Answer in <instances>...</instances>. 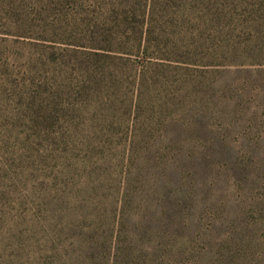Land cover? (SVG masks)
<instances>
[{"label": "rangeland", "instance_id": "rangeland-1", "mask_svg": "<svg viewBox=\"0 0 264 264\" xmlns=\"http://www.w3.org/2000/svg\"><path fill=\"white\" fill-rule=\"evenodd\" d=\"M134 1L0 0V264H165L152 257L160 240L182 248L168 264H180L184 255L182 264H264L259 210L241 232L214 221L200 234L182 236L120 230V207L96 223L106 198L123 190L131 134L127 123L114 133L109 125L119 104L103 103L96 85L123 80L128 104L134 79L152 67L144 66L139 43L153 61L160 56L195 68L167 80L149 76L151 104L159 102L162 82L167 98L187 104L193 97L181 90L184 80L226 85L229 94L219 92L230 99L235 90L246 94L236 123L246 127L255 111L264 139V0H137L135 11ZM172 45L178 49L168 50ZM101 76L107 81H97ZM209 118L203 122L217 128L226 115L214 124ZM227 122H234L232 115ZM117 246L142 257L116 263Z\"/></svg>", "mask_w": 264, "mask_h": 264}, {"label": "trees", "instance_id": "trees-1", "mask_svg": "<svg viewBox=\"0 0 264 264\" xmlns=\"http://www.w3.org/2000/svg\"><path fill=\"white\" fill-rule=\"evenodd\" d=\"M136 6L137 0L130 9L135 11ZM148 48L140 43L137 46L139 54L145 57L144 66L152 67L134 79L128 104L123 80L114 79L112 87L106 83L96 85L102 87L99 93L104 95L106 101L103 103L119 104L109 125L114 126V133L122 131L126 123L131 133L122 157L119 182L123 190L116 188L106 198L101 205L104 213L96 214V223H101L100 214L120 207V230L134 226L160 237L182 236L186 232L200 234L205 230V222L214 221L228 223L231 232H241L242 222H247L257 210L264 217V139L257 127V113L252 111L253 116L246 127L237 124L245 114L246 94L235 90L230 99L219 92L223 90L229 94V87H211L201 78L184 80L180 87L185 96L193 97L191 103H185L180 97L178 101L167 98L166 85L162 82L158 87L159 102L151 104L155 102L150 95L154 90L153 78L167 80L176 70L182 68L187 72L195 68L188 64L172 65L170 61L162 60L168 59L166 57L158 56L155 58L161 60L153 61L147 56ZM167 49L176 51L178 48L172 45ZM151 75L152 80L148 78ZM96 79L107 81L105 77ZM84 88L89 89L88 86ZM142 103L147 105L145 111ZM155 107L157 112H154ZM180 113L184 115L179 118ZM225 115L224 124L217 128L203 122V118L209 116L214 119V124ZM229 115L234 118L233 123L227 122ZM151 130H161L162 134L154 135ZM231 132L243 136L233 142L227 137ZM118 246L116 263L138 262L137 258L142 257L140 254L134 256L130 247L120 249ZM156 248L157 253L152 257L165 264L171 257L181 255L173 252L181 248L175 241L172 244L160 240ZM186 258L187 255L180 258V264Z\"/></svg>", "mask_w": 264, "mask_h": 264}]
</instances>
